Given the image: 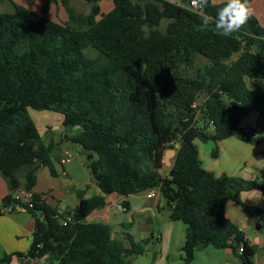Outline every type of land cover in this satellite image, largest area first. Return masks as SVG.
<instances>
[{"label":"trees","instance_id":"trees-1","mask_svg":"<svg viewBox=\"0 0 264 264\" xmlns=\"http://www.w3.org/2000/svg\"><path fill=\"white\" fill-rule=\"evenodd\" d=\"M59 1L64 22L12 0L0 10V175L8 191L1 201L12 207L21 202L19 190L29 193L25 207L33 219L28 250L0 261L17 255L45 256L50 264H126L128 255L143 252L146 240L134 242L125 233L126 247L109 225L85 218L104 205L105 195L158 187L171 206L169 218L185 225L181 264H191L194 251L207 245L234 253L242 245L241 264H254V248L224 208L233 200L258 213L238 193L260 186L204 169L193 140L237 136L254 143L256 133L264 134V26L252 15L238 32L217 34L200 22V14L214 16L224 4L210 0L199 12L168 0H111V9L101 12L98 0H87V14ZM198 55L205 63L188 73ZM177 70L186 72L183 79L173 77ZM246 78L261 85L250 88ZM29 109L58 113L64 127L80 128L64 137L85 152L101 195L84 197L78 189L76 205L58 211L32 190L38 166L55 171L54 144L43 142ZM249 112L257 113L254 128L241 126ZM205 122L211 131L202 129ZM173 143L179 147L163 176L162 154Z\"/></svg>","mask_w":264,"mask_h":264},{"label":"crops","instance_id":"crops-1","mask_svg":"<svg viewBox=\"0 0 264 264\" xmlns=\"http://www.w3.org/2000/svg\"><path fill=\"white\" fill-rule=\"evenodd\" d=\"M12 1L57 22H64L68 18L65 7L59 0L51 3H47L46 0ZM263 1L261 0L262 4H260L262 9L261 6L260 8L257 7L256 0L248 2V5L252 6L253 16L256 17L262 26H264ZM85 3H88V1L67 0L68 6L75 13L80 14H87L90 11L89 5L86 7ZM83 5L85 8H82ZM98 5L100 6L99 2ZM1 6L9 8L8 0H3ZM100 11L106 12L101 9ZM235 57L236 54L232 56V59ZM245 80L250 88H256L261 85V81L257 79L246 78ZM248 82L255 84V87L249 85ZM256 118V112H249L241 119V126L254 128L256 126ZM61 120V116L55 119L56 125L54 127L46 125V128L40 134L45 144L49 142L54 144L50 157L55 175H51L46 166H38L35 172L36 183L32 189L42 194L44 201L57 210L58 206L64 202L66 196L75 197L78 201L75 195V191L78 189H84V197L102 194L99 188L92 194L88 193L91 185L98 186L87 167L86 154L80 149L71 147L70 141L64 137L65 135L77 134L80 128L64 127L61 124ZM207 128L211 131L212 126L210 125ZM256 136L257 141L254 143L245 141L237 136H229L217 140L215 143L218 146V154L217 157L213 158L214 160H207V170L213 172L216 176L224 174L228 177L254 181L260 186L258 189L241 190L238 193L241 201L252 209H257L258 213H247L238 203L229 200L225 205L224 215L242 231L246 243L254 248L253 263L264 264V134L256 133ZM177 145V143H173V148L167 147L163 151V173L159 169L160 174L162 173L161 175L163 176L167 174L173 164ZM66 152L74 156L68 162L64 161ZM82 155L85 157V163ZM76 167H81L89 179L87 180L84 177L74 178L72 171L79 170ZM86 185H88L87 188L85 187ZM7 192L6 183L0 175V258L12 252L25 253L31 242L33 228V219L25 207L27 203L26 193L23 190H19L17 196L20 197L21 202L14 203L12 207L9 206L11 209H8V207H2L1 201L3 195ZM147 192H141L140 200L134 202L131 197L135 194L125 197L114 193L105 195L104 205L89 213L85 221L109 225L111 209L113 208L115 212L116 210H121L120 206H124L122 203L126 202L127 206H124V211H128L131 214L133 210L134 213L138 214L139 219H136V224H134V218L131 215L129 221L117 222L116 227H110L112 235L121 239L126 247H129L130 243L125 238V233H128L134 242L148 240L142 253L126 257V264H181V247L185 238V225L179 220L168 219L170 209H168V204L165 200H162L163 197L158 187L152 188L149 191L150 194H147ZM163 211H166L165 215ZM127 222L130 223L132 232L124 229ZM155 234L158 237H155ZM151 239L152 241L155 239L158 242L156 250L148 245ZM237 253H234L230 248H214L211 245H207L194 251L191 264H241ZM0 264L50 263L45 259V256L36 259L12 255L8 261H0Z\"/></svg>","mask_w":264,"mask_h":264},{"label":"rangeland","instance_id":"rangeland-1","mask_svg":"<svg viewBox=\"0 0 264 264\" xmlns=\"http://www.w3.org/2000/svg\"><path fill=\"white\" fill-rule=\"evenodd\" d=\"M210 1H211L212 4H217V3L224 2V0H210ZM249 1L250 0H248V2ZM98 2L100 4L99 7H100V9L102 11H108L111 8V6H112L111 0H98ZM256 4H257V7L260 8V6H261L260 4H262L261 0H256ZM263 4H264V1H263ZM88 5L90 7V3L89 4L85 3L86 7ZM83 7H84V5L82 6V8ZM6 9H8V8H5L4 6H0V10L3 11V10H6ZM261 9H262V6H261ZM166 22H167L166 20H163L161 22V24L159 26V28L161 30H164ZM84 52H86L89 56H94L96 54V51L94 49H91V48H85ZM205 61H206V59L204 57L198 55L196 57L195 61H194V64L192 65V67H191V69L189 70L188 73H192L195 70L196 67L202 66L205 63ZM185 75H186V72H183V71L177 70V71L173 72V77H175L178 80L183 79L185 77ZM248 84L253 86V87H255V84H250L249 82H248ZM29 114H30L31 118L33 119V122L36 125L37 130H38V132L40 134L46 128V125L47 126L51 125L52 127H54L56 125L55 119L60 117V114L52 112V111H47V110L38 111V110L29 109ZM193 142H194V144L197 147L198 157H199L200 161L202 162L201 163L202 167L207 170L208 169L207 160H209V159L210 160H214L213 158L217 157V154H218L217 143H215L212 140H205V141L203 140L202 141L200 139H194ZM70 146L71 147H75L78 150L80 149L83 152L81 147H79V145H77V144L71 143ZM213 151H216V155L215 156L212 155ZM82 157H83V162L85 163V157L83 155H82ZM73 158H74V156H72V159ZM76 168L79 169V170H73L72 171V176L74 178H83L84 177L87 180L89 179L88 176L86 175L85 171L83 172L81 167H76ZM85 169H86V167H85ZM159 169L162 170L161 172L163 173V166H161ZM97 188L98 187H96V185H91L90 190H89L88 193H90V194L94 193ZM140 198H141V192L135 193V195L131 197V200L134 202V201L140 200ZM162 200H164V199L162 198ZM76 202H77V200H76L75 197L66 196V198L64 199V202L61 203L58 206L59 207L58 210L59 211H64L66 209L70 210V209H72L75 206ZM163 212H164V215H165L166 211H163ZM110 215H111V218L109 220V226L112 227V228L116 227L117 226L116 223L119 222V221L120 222L121 221H129L131 215L134 218V224H136V221L139 219L138 214L134 213L133 210L131 211V214H130V212H128V211H121V210H116V212H115V211H113V208H112L111 212H110ZM168 219L170 220V218H168ZM124 229H126L129 232L133 231L130 228V223H128V222L125 225ZM154 236L158 237V236H156V234ZM147 242H148V240L143 241V243H142L143 244V248L147 244ZM148 245L156 250L157 246H158V242L155 239L153 241L151 239L149 241Z\"/></svg>","mask_w":264,"mask_h":264},{"label":"clouds","instance_id":"clouds-1","mask_svg":"<svg viewBox=\"0 0 264 264\" xmlns=\"http://www.w3.org/2000/svg\"><path fill=\"white\" fill-rule=\"evenodd\" d=\"M198 8H204L208 0H196ZM253 15L248 0H224L223 6L219 7L214 16L206 12L200 14L201 25L207 27L213 25L217 34L230 36L241 30Z\"/></svg>","mask_w":264,"mask_h":264},{"label":"built area","instance_id":"built-area-1","mask_svg":"<svg viewBox=\"0 0 264 264\" xmlns=\"http://www.w3.org/2000/svg\"><path fill=\"white\" fill-rule=\"evenodd\" d=\"M168 1L173 2V3H176V4H179V5H182V6L188 8L189 10H191L193 12H199L201 10V8H198L197 7L196 0H168ZM71 159H72V155L69 152H66L65 153V157H64V161L68 162ZM150 190L151 189L146 190V191H148L147 194H150V192H149ZM26 196H27V201H28L29 193H26ZM9 208L10 207H8V209ZM120 209L122 211L125 210L124 206H122V205L120 206ZM67 218H69V217H67ZM242 250H243V246L240 245L238 247V252H241Z\"/></svg>","mask_w":264,"mask_h":264},{"label":"water","instance_id":"water-1","mask_svg":"<svg viewBox=\"0 0 264 264\" xmlns=\"http://www.w3.org/2000/svg\"><path fill=\"white\" fill-rule=\"evenodd\" d=\"M204 114V111H200L199 112V117H198V120L199 121H203L204 120V117L202 116ZM197 124V122L195 123ZM208 126H210V122H205L203 125H202V129L205 130ZM179 147V145H177V148ZM168 209H171V206L168 205Z\"/></svg>","mask_w":264,"mask_h":264}]
</instances>
